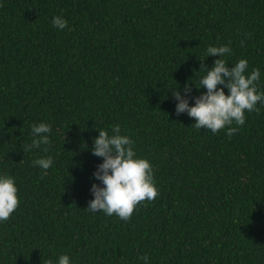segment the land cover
<instances>
[{
  "label": "trees",
  "instance_id": "trees-1",
  "mask_svg": "<svg viewBox=\"0 0 264 264\" xmlns=\"http://www.w3.org/2000/svg\"><path fill=\"white\" fill-rule=\"evenodd\" d=\"M225 44L264 91V0H0V173L20 200L0 223V264H264V105L216 133L174 110L186 83L205 91L207 46ZM40 122L50 144L24 151ZM116 124L159 190L128 220L87 209L92 141ZM45 156L52 167L33 165Z\"/></svg>",
  "mask_w": 264,
  "mask_h": 264
},
{
  "label": "clouds",
  "instance_id": "clouds-1",
  "mask_svg": "<svg viewBox=\"0 0 264 264\" xmlns=\"http://www.w3.org/2000/svg\"><path fill=\"white\" fill-rule=\"evenodd\" d=\"M51 24L58 30L68 27V21L62 15L51 18ZM232 49L229 45H209L205 57L218 56L211 68L201 63L203 74L198 79L197 89L205 91L198 96H190L191 88L186 83L181 91H173L177 115L186 113L194 118V126L206 128L212 133L225 128L227 125L245 124V112H259L257 104L264 105V91L258 90L261 70L258 67L248 72L249 63L239 59L230 64L225 58ZM227 90V93L225 92ZM191 99L192 103H189ZM238 129L228 127L227 134L231 135ZM51 125L40 122L31 126L32 140L24 151L49 145ZM135 142L128 135L121 134L119 124L112 127V134L104 129L98 130V136L92 141L91 153L101 157L100 162L92 173V179L99 181L90 185L92 199L88 201L87 209L91 212L103 211L105 215L115 214L122 220H128L134 208L142 201H153L159 190L153 179V166L149 160L136 154ZM43 151L47 152V148ZM34 166L47 170L53 166L51 156L39 157L33 162ZM18 188L15 178L0 173V223L7 221L19 205ZM143 264H150L148 254L139 256ZM46 264H72L67 254L59 255L55 261L47 258Z\"/></svg>",
  "mask_w": 264,
  "mask_h": 264
}]
</instances>
